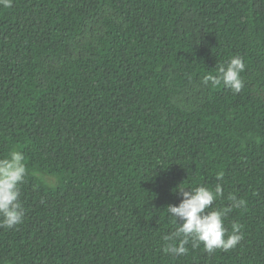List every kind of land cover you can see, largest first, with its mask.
<instances>
[{"label": "trees", "instance_id": "trees-1", "mask_svg": "<svg viewBox=\"0 0 264 264\" xmlns=\"http://www.w3.org/2000/svg\"><path fill=\"white\" fill-rule=\"evenodd\" d=\"M245 63L234 94L206 75ZM25 216L0 264H264V0H13L0 6V158ZM221 176L222 179L217 180ZM220 183L241 242L163 251L178 187Z\"/></svg>", "mask_w": 264, "mask_h": 264}, {"label": "clouds", "instance_id": "clouds-1", "mask_svg": "<svg viewBox=\"0 0 264 264\" xmlns=\"http://www.w3.org/2000/svg\"><path fill=\"white\" fill-rule=\"evenodd\" d=\"M13 0H0V6H12ZM245 71V63L239 56L231 57L225 65L218 68V75H206L204 84L220 85L221 83L234 94L240 93L244 87L241 73ZM25 156L21 151L13 150L6 157L0 158V228L12 229L23 222L25 212L20 202V185L25 181L27 168ZM222 179L221 176L217 180ZM190 190L178 187L182 199L178 205L169 204L167 214L176 225L175 231L164 237L168 243L163 251L173 256L186 255L189 241L193 246L203 244L209 254L216 250L229 251L243 239L240 226L233 224L229 234L224 226V218L233 209L246 207V201L230 195V206L214 209V201L223 196L220 183L215 188L198 185Z\"/></svg>", "mask_w": 264, "mask_h": 264}]
</instances>
